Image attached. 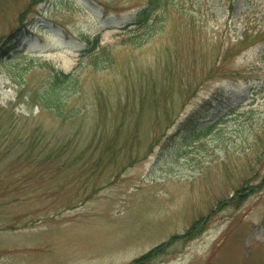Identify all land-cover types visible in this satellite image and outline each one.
<instances>
[{
  "label": "rangeland",
  "instance_id": "374dc122",
  "mask_svg": "<svg viewBox=\"0 0 264 264\" xmlns=\"http://www.w3.org/2000/svg\"><path fill=\"white\" fill-rule=\"evenodd\" d=\"M145 2L0 0V264H264V0Z\"/></svg>",
  "mask_w": 264,
  "mask_h": 264
},
{
  "label": "trees",
  "instance_id": "16d2710c",
  "mask_svg": "<svg viewBox=\"0 0 264 264\" xmlns=\"http://www.w3.org/2000/svg\"><path fill=\"white\" fill-rule=\"evenodd\" d=\"M179 0H146V2L143 4V6L137 11L135 14L134 20L131 22V25L134 27L133 31H137L141 28H145L147 26H157L158 20H161L162 16H165L169 9H171V6H177ZM133 35H139L138 32H136ZM258 35V34H257ZM239 37V43L242 46L247 45L248 43L253 42L252 40H249L252 37V34L248 32V30H244L243 33H241L237 38ZM88 47L85 48L89 53L91 57L92 64L96 67L103 66L106 64L111 57L110 49L107 45L101 44V41L99 40V36L93 37L91 42L88 43ZM238 49V48H237ZM239 48L238 50H240ZM236 53V50L232 48H228L225 51V54L228 56H232ZM87 55V54H86ZM72 72H65L62 69L53 68L51 71V75L49 76V81L46 86L39 89L35 92V97L37 100L40 101V103L47 108H50L54 110L59 116L65 117L66 116V104L68 101V95H65L64 87L69 89V86L74 85L75 87H79V81L77 76H72ZM78 90H76V93ZM78 110L77 106H74L72 110ZM71 116V115H70ZM174 124V123H173ZM192 127L185 130V135L181 137V140L188 141L190 139H193L197 135L200 134L199 130V122L194 124L192 123ZM198 125V126H197ZM115 137V136H114ZM116 140V138H113ZM111 141L108 144V147L106 148L107 152H112V148L116 143ZM49 154V152H48ZM56 154V151H55ZM52 155V152L49 154V156ZM197 223L192 225L185 235H182L183 237L186 236L188 238H191L195 234L194 231H196ZM160 246L155 247L154 249L150 250L148 253L137 257L133 260L131 264H141L143 261L151 257Z\"/></svg>",
  "mask_w": 264,
  "mask_h": 264
}]
</instances>
